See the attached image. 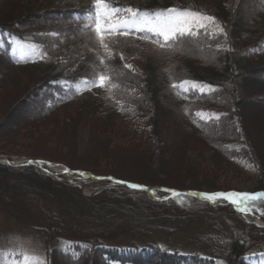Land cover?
<instances>
[{
  "label": "trees",
  "instance_id": "1",
  "mask_svg": "<svg viewBox=\"0 0 264 264\" xmlns=\"http://www.w3.org/2000/svg\"><path fill=\"white\" fill-rule=\"evenodd\" d=\"M13 2V11L11 8L0 13L3 41L0 44V98H3L0 113L4 118L12 116L14 104H23L26 99L40 104L35 108L38 113L35 118L42 117L26 126L21 140H10V148H0V153L12 154L10 150L18 145L25 156L63 162L72 169L113 175L144 185L203 191L225 189L227 184L219 185L209 179L223 165L233 166L232 158L238 156L254 164L260 173L254 189L264 190L263 163L254 153L240 109L244 100L243 74L250 77L264 69V0H258L250 26L247 25L249 16L242 17L237 0L212 3L114 0V6L147 11L173 7L197 9L218 21L217 25L208 26L206 34L202 29L200 35L171 47L160 48L159 43L163 41L155 38L157 43H153L150 37L142 48L119 37L117 48L123 52L134 55L136 48L140 50L137 59L143 70L136 72L124 67L118 52L109 62L100 63V52L95 50L99 43L94 34L83 27L89 23L95 0H71L68 7L56 13L53 8L59 0ZM59 18H67L68 24L59 27ZM71 27H77L82 36H88L91 45L70 35ZM220 27L226 35L217 34ZM193 44H209L220 54L216 59L220 67L213 72L200 70L201 67L192 63L191 56L195 57L193 51L197 50ZM63 53L69 56L68 61L60 58ZM153 61L161 73L163 87L168 89L171 100L181 109L189 125H184L182 131L163 123L165 117L159 102L162 90L157 89ZM98 74L112 77L101 92L69 90L82 78L92 80ZM185 80L204 82L215 89L189 95L173 87ZM119 101L122 103L117 104ZM197 113L219 115L202 120ZM122 117H143L148 127H134L132 137L127 139L129 135L125 136L118 126V118ZM81 124L89 127V137L93 140L85 145L82 155H77ZM114 135L127 139L129 149L114 141ZM51 143L54 149L43 148ZM159 144L170 149L167 154L162 150V157L167 155L162 160L173 164L171 173L161 174L149 168L150 173L146 175L144 170L134 168L143 156L148 165L156 166L154 159ZM207 151H212V155L207 157L204 154ZM106 158L111 159L109 164L104 162ZM206 161L208 166L204 165ZM26 170L47 186L45 191L30 199L27 191L14 189L17 199H13L3 196L0 189V200L15 217L33 225L37 223L35 227L47 245L45 264L61 261L66 264H233L232 260L235 264H250L246 256L256 245L264 243V228L247 223L223 200L211 205L192 196L156 199L143 190L117 188L87 196L65 178L39 173L32 166L15 168L1 163L0 185L14 171L24 173ZM170 174L180 178L173 181ZM155 195L165 197L166 193L156 191ZM100 199L115 202L111 209L126 208L125 205L136 201L145 203L151 215L139 225L119 216L107 226L84 224L82 221L90 220L95 212L91 202ZM67 238L75 241L66 245V249L49 248L52 241L66 243ZM263 256L256 258L254 264ZM0 264L4 263L0 261Z\"/></svg>",
  "mask_w": 264,
  "mask_h": 264
},
{
  "label": "rangeland",
  "instance_id": "2",
  "mask_svg": "<svg viewBox=\"0 0 264 264\" xmlns=\"http://www.w3.org/2000/svg\"><path fill=\"white\" fill-rule=\"evenodd\" d=\"M6 1V2H5ZM0 0V13L6 12L7 10L13 11V0ZM57 1V0H56ZM71 0H59V4L56 5V7L53 8V12L59 11V9L68 7V3H70ZM202 3L208 2L212 3L218 2L219 0H201ZM5 3V4H4ZM62 4V7L60 5ZM258 0H237V6L241 10V15L245 19L247 16H249L247 25L250 26L253 19V16L255 15L257 8H258ZM3 5V7H2ZM255 9V10H254ZM255 12H254V11ZM44 14L43 12L41 13ZM46 16V15H45ZM44 19V18H43ZM42 19V21H43ZM47 17H45V20ZM67 18L65 20L59 18L58 26L64 27L66 26ZM64 29V28H63ZM69 34H73L76 38L80 39L82 43H84L85 37L81 35V33L78 31L77 27H71ZM72 37V36H71ZM195 49H197V53L199 52V56H191L192 63L195 65H198L200 70H207L213 72L214 69L219 68L216 59L219 57V53H216L211 49L209 44L205 45H196L193 44ZM203 50V51H202ZM127 58V57H126ZM128 59V58H127ZM128 63L136 66V63L129 59L127 60ZM154 67L156 69V78H157V89L162 90L161 95H159V102L162 105L163 114H164V121L163 123H167V125L170 127H175L177 129H181L184 125L187 127L189 126L187 124L186 119L184 118L181 109L175 105L174 101L170 98V93L166 87L161 86L162 78L161 73L158 70V66L156 63H154ZM6 81H9V78H5ZM242 88H243V94L242 99L243 103L241 105V114L245 116L243 122L244 127L246 129L247 134L249 135L251 142L254 145V153L258 155V158L260 159L261 163H263L262 170H264V69L259 71L258 75L254 74L250 77L245 76L243 74L242 78ZM224 86H228L227 84H224ZM205 87V86H204ZM208 88V87H207ZM235 99L237 98V95L233 96ZM257 97V98H255ZM261 98V99H258ZM3 98H0V103L2 104L3 101H1ZM26 102V104H25ZM15 103V102H14ZM39 103L34 101H25L23 104H14L15 110L12 112V116L4 118V116L0 113V148L8 149L9 141L10 140H21L20 138L22 135H24L25 130L27 129L26 126L29 125L31 122H33L35 119L40 118L42 116H39L35 118V116L38 115V113L35 111V108L39 107ZM1 106V105H0ZM4 108V107H3ZM3 116V118H2ZM184 118V119H183ZM40 120V119H39ZM119 124L124 127L125 125H131L135 124L136 122L133 120H119ZM225 123V122H224ZM227 126V122L225 123ZM224 125V126H225ZM79 139L77 141V148L76 151L78 152L77 155H82L83 149L85 148V145L90 142L91 139L89 137L90 129L89 127L81 124L79 127ZM184 128V127H183ZM226 128V127H225ZM226 130V129H225ZM182 131V129H181ZM180 131V132H181ZM220 131L221 128H220ZM184 132V131H183ZM182 132V133H183ZM122 134V133H121ZM125 136H127L125 134ZM114 141H118L119 144L122 147H125L129 149L130 145L129 142L124 140L121 136H113ZM166 143V142H163ZM27 146L29 144H26ZM114 143L111 145V147H114ZM17 147H13L12 155L14 156H25L23 154V149L16 145ZM30 146V145H29ZM28 146V148H30ZM34 144H31V147H33ZM159 148L157 149V157H155V163L154 164H147V158L144 156L141 157V159L138 160L137 164L134 168H139L138 170H144V173L147 175L150 172H148L149 168L153 170L155 168L159 173L165 174V173H171V165L168 163H165L163 157L169 153L170 149L167 147L159 144ZM43 148H52L54 149V144L51 143L50 145L43 146ZM26 149V147H25ZM60 150V148H58ZM162 150L166 153L163 154L162 157ZM3 153V152H1ZM207 157L212 155L211 152H205L204 153ZM167 156V155H166ZM27 157V156H26ZM115 157V156H113ZM45 159V158H43ZM111 159L106 158L104 161L105 163L110 162ZM63 163V162H59ZM103 163V165L105 164ZM113 163V161L111 162ZM65 164V163H63ZM205 166L209 165V162L206 161L204 163ZM106 168H109L108 166ZM219 172H217L212 178L209 180L213 183H218L219 185L224 183L227 184L226 188H232L233 190L231 192H238V193H249L250 190L256 185V179L259 178L257 171L248 164H240L237 165L234 163L233 166H222L220 168ZM148 170V171H147ZM68 179V178H67ZM75 182L79 185V187L82 188V191L84 193H94L99 188L105 186L100 180H89V181H82L77 179ZM46 185L42 184L39 180H36L31 177L29 172L26 170L24 173H16L15 171L6 177L5 182H3V185H0L1 191H3V196L9 197L11 196L13 199H17L14 189H21L24 191H27L30 199L33 198L35 195H41V191H45ZM41 189V190H40ZM19 199V198H18ZM20 201V200H19ZM115 202H112L110 200L100 199L95 202H91L93 206H95V212H93L92 218L90 220H83L82 222L84 224L88 225H95V226H107L112 223V219L116 216H119L120 218L127 219L128 221L138 224L141 222H146V219H149V216L151 213H149V209L147 208L145 203H139L136 201V203H133L130 205H125L124 207H118L117 209H111V204ZM142 210V211H140ZM93 220V222H92ZM139 225V224H138ZM59 242L57 240L53 241L51 243V247L60 246L58 245ZM0 251L3 252V256L0 257L2 260L7 259V254H11L13 252L18 253L13 254V260L14 264L15 262L19 261L21 264H23V259L25 256H33V257H40L42 258L44 256L45 252V244L43 241L42 236L40 233L32 228L29 224H25L21 221L20 218L12 216V214L9 212L8 208L3 204V202L0 200ZM20 253V254H19ZM9 254V256H10ZM232 260V259H231ZM233 264H235V261L232 260Z\"/></svg>",
  "mask_w": 264,
  "mask_h": 264
},
{
  "label": "snow or ice",
  "instance_id": "3",
  "mask_svg": "<svg viewBox=\"0 0 264 264\" xmlns=\"http://www.w3.org/2000/svg\"><path fill=\"white\" fill-rule=\"evenodd\" d=\"M94 11L89 14V23L83 25L85 29L94 34L95 40L103 46L104 49H108V43L106 40H111L112 43H117L112 40L114 36L119 34L120 36H128L130 33L141 34L142 39L153 38V43H157L155 38H160L162 43H159L160 48H164L165 45L171 47L173 44L183 42L186 38L201 34V30L207 33L209 25H217L218 21L214 16H210L207 13L191 8H168L159 11H147L133 9L131 7L122 8L114 6V0H95L93 5ZM219 34H224L223 27L219 28ZM171 42V43H169ZM111 56V53H109ZM43 58V57H42ZM100 63L104 61L101 59ZM127 67H131L130 65ZM112 77H105L104 75H97L92 80H84L83 85L91 88L92 86L104 87L106 83L111 81ZM115 87V85H113ZM174 88H179L183 92H187L189 89L199 91L203 93L205 86L202 87L198 84L184 81L180 85H173ZM211 90V89H210ZM200 119H205L204 114L197 113ZM218 118L215 116H208L207 119ZM40 163L44 162H33ZM70 171V170H66ZM81 176H85V173H78ZM97 179H104L103 177H97ZM107 179H113L108 177ZM117 183L126 184L128 187L143 191H148L155 196V189H148L146 186L132 184L126 181H117ZM160 191L171 193V198L180 196H196L197 193H180L173 189H161ZM204 199L215 203L218 200H226L235 206V209L243 215L253 214L259 212L264 215V192L261 193H200ZM160 199L161 197H157ZM169 197H163L162 199H168ZM3 256V252L0 251V257ZM15 264H21L17 261ZM23 264H45V261L40 257L25 256Z\"/></svg>",
  "mask_w": 264,
  "mask_h": 264
},
{
  "label": "bare ground",
  "instance_id": "4",
  "mask_svg": "<svg viewBox=\"0 0 264 264\" xmlns=\"http://www.w3.org/2000/svg\"><path fill=\"white\" fill-rule=\"evenodd\" d=\"M84 37L86 39L85 40L86 41V44L91 45V43H92L91 39L88 36H84ZM193 54H195L196 56H199V55H197V54H199V52L197 53L196 51H193ZM0 81H2V79H0ZM1 86H2V84H0V87ZM161 86L163 87L165 85L163 83H161ZM36 162H41V161H36ZM14 163H19V161H14ZM34 164H35L36 168L39 169V170L43 169V167H44L40 163H34ZM64 170L65 169H63L62 167L59 166V167L56 168V171H54V172L57 173V171H58L59 173H65L66 171H64ZM69 175L70 176H76L77 179L82 180V181H89V178L87 177V175L81 176V175L78 174V172L69 173ZM170 177H171V179H173V181L178 180L180 178L176 174H170ZM114 182L117 185L120 184V183H117V181H114ZM247 218L249 220H251V216H249V214L247 215ZM259 222H260V220L257 219V223H259ZM60 264H66V263L64 261H61Z\"/></svg>",
  "mask_w": 264,
  "mask_h": 264
},
{
  "label": "water",
  "instance_id": "5",
  "mask_svg": "<svg viewBox=\"0 0 264 264\" xmlns=\"http://www.w3.org/2000/svg\"><path fill=\"white\" fill-rule=\"evenodd\" d=\"M0 158H5L3 155H0ZM89 177H93V175H89ZM148 189H169V188H164V187H159V186H156V187H148ZM174 190V189H173ZM178 192V191H177ZM188 193H191V191H189ZM193 193H197V192H193Z\"/></svg>",
  "mask_w": 264,
  "mask_h": 264
}]
</instances>
